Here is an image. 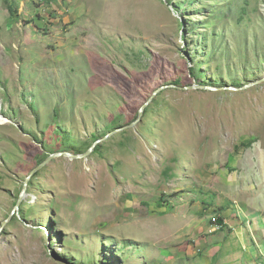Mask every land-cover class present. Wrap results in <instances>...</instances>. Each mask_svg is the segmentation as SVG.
<instances>
[{
  "label": "rangeland",
  "instance_id": "obj_1",
  "mask_svg": "<svg viewBox=\"0 0 264 264\" xmlns=\"http://www.w3.org/2000/svg\"><path fill=\"white\" fill-rule=\"evenodd\" d=\"M0 264H264V0H0Z\"/></svg>",
  "mask_w": 264,
  "mask_h": 264
},
{
  "label": "water",
  "instance_id": "obj_2",
  "mask_svg": "<svg viewBox=\"0 0 264 264\" xmlns=\"http://www.w3.org/2000/svg\"><path fill=\"white\" fill-rule=\"evenodd\" d=\"M163 87H159L157 90H155L152 94V96L149 98V100L147 102H145L141 108V110L139 111V115L141 114L143 108L149 103V101L160 91L162 90ZM180 89L182 90H197V89H209V88H206L205 86H201V85H192V86H189V87H180ZM130 125L128 126H123V127H120L118 128L117 130H115V132H118L120 130H123L125 128H128ZM62 155H65V156H69V157H72L74 159H78V158H83L85 155H71L70 153H67V152H59V153H56V154H53L51 156H49L48 158H46L43 162H41L38 166H36L35 168H33L30 172H29V175L27 177V179H29L36 171H38L39 169H41L43 166H45L47 163H49L51 161L52 158L54 157H57V156H62ZM24 195V189L22 191V193L20 194L19 196V200L17 202V205L19 204V202L21 201L22 197ZM217 223L218 224H221L222 221L219 219L217 220Z\"/></svg>",
  "mask_w": 264,
  "mask_h": 264
}]
</instances>
